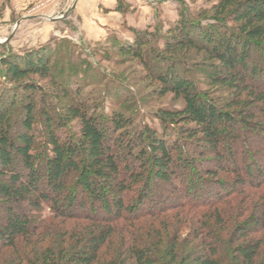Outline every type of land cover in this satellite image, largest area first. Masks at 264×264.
Wrapping results in <instances>:
<instances>
[{"label": "trees", "instance_id": "1", "mask_svg": "<svg viewBox=\"0 0 264 264\" xmlns=\"http://www.w3.org/2000/svg\"><path fill=\"white\" fill-rule=\"evenodd\" d=\"M208 12L108 37L176 108L71 43L0 56V264H264V0Z\"/></svg>", "mask_w": 264, "mask_h": 264}, {"label": "rangeland", "instance_id": "2", "mask_svg": "<svg viewBox=\"0 0 264 264\" xmlns=\"http://www.w3.org/2000/svg\"><path fill=\"white\" fill-rule=\"evenodd\" d=\"M102 1L0 0V56L7 52L23 53L45 43H71L75 47L73 58L78 55L97 69L128 83L132 92L122 88L123 98L141 108L138 110L128 103L132 113L140 115L180 106L171 95L159 97L155 93L158 85L146 78L148 74L144 68L135 59L120 56L117 43L108 37L112 33L130 39L125 24H136L134 27L147 28L151 32L156 25L165 29L166 22L175 20L181 8L192 19L206 22L205 19L211 16L208 11L214 0H125L128 5L125 14L106 10L108 4ZM112 1L115 7V1ZM158 39H164L162 34ZM147 64H150L149 58ZM99 83L101 87L106 80L103 78ZM101 93L103 89L99 90ZM43 215H49L48 211L45 210Z\"/></svg>", "mask_w": 264, "mask_h": 264}, {"label": "crops", "instance_id": "3", "mask_svg": "<svg viewBox=\"0 0 264 264\" xmlns=\"http://www.w3.org/2000/svg\"><path fill=\"white\" fill-rule=\"evenodd\" d=\"M103 2V4H108V5H106V10H109V11H113L114 10V5H112L113 3H111V2H113L112 0H103L102 1ZM95 12H96V14H98L97 12H98V10H95ZM133 24V23H132ZM133 26H136V24H133ZM106 33V32H105ZM106 35V34H105Z\"/></svg>", "mask_w": 264, "mask_h": 264}]
</instances>
